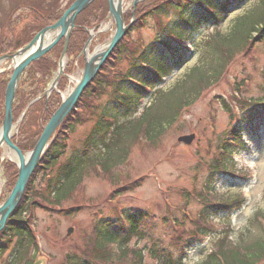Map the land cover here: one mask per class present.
Listing matches in <instances>:
<instances>
[{"label":"trees","instance_id":"obj_1","mask_svg":"<svg viewBox=\"0 0 264 264\" xmlns=\"http://www.w3.org/2000/svg\"><path fill=\"white\" fill-rule=\"evenodd\" d=\"M29 1L34 8L31 10L33 19L40 28L57 21L63 14L62 10H55L60 0ZM246 1L216 0L214 3L213 0H142L137 5L134 24L111 52L97 77L82 93L76 108L56 133L31 176L20 204L0 232L2 264H30L33 261L39 249L37 227L40 220L37 213L41 210L37 211L38 208H43L42 211L55 212L57 216L75 219L85 213H81L84 205H100L91 199L86 204L85 199L79 196L80 193H85L81 184L87 169L95 173L96 167H102L104 170L102 176L115 181L116 196H111L113 199H121L146 183L144 180L142 183L139 177L119 182L122 175H125L120 167L127 162L133 146L141 145L139 140L146 138L149 144L145 147H157L168 126L177 122L183 108L193 105L209 85L221 78L230 62L235 59L237 52L244 55L259 44L264 47V0H257L248 11L238 16L226 34L218 32L219 34L206 40L199 54L200 63L192 67L171 90L163 92L159 88L158 92L156 91L158 94L156 101L154 97L151 104L142 109L141 98L147 88L158 87L165 77L181 67L194 53L180 44L179 40L192 36L193 29L198 26L209 24L219 27L235 8ZM204 5L208 9H204ZM0 8L2 9L1 4ZM17 9L14 8L10 13L3 15L6 19L1 20L0 29L3 31L5 24L8 27L0 38V55L16 50L33 36L31 31L35 26L25 23L21 27L19 23L24 21L23 16L13 17ZM108 12V0H96L77 17V26L68 47L69 58L75 59L82 51L88 38L86 28L98 26ZM35 13L41 17L39 18ZM128 15L131 21L132 14ZM151 26L155 35L148 44L133 38V33H140L144 28ZM173 37L178 41L173 40ZM63 45V42L59 43L25 70L23 76L29 75V78L24 79L22 76L14 103V117H18L29 102L43 94L49 86L63 52ZM158 53L162 55L159 56ZM124 62L127 63L125 70L122 69ZM70 64L72 63L68 65ZM7 83L8 78L0 83V126L5 113L4 97ZM32 84L34 85L32 89H24L25 85ZM239 84L243 85V82ZM65 85V80H62L58 89H65ZM240 89H238L239 94L233 95L235 98L232 97L239 104L237 108L240 112L237 115L235 109L222 99V106L230 118V127L224 135L233 136V145L227 142L224 147L226 154L221 159L213 158L212 162L204 159L201 153L198 154L200 161L197 164L200 167L209 165L210 171L203 188L205 196H202L201 191L197 194L202 199L204 207L200 210L199 220L195 219L192 223L193 232L185 239L187 232L182 230L187 225L185 217L182 221L178 220L176 229L170 225L166 216L162 218L163 222L174 230V243L178 251L172 253L165 250L160 243L154 241L148 243L149 234L141 228V225L143 221L155 215L145 208L131 205L124 207L121 213L114 210L113 214H104L99 218L91 211L93 235L86 229L78 234L81 236V242L75 244H71L70 239L61 237L60 223L55 220L51 232L60 236L64 242H61L62 245L65 244L61 264H114L117 260L118 264L128 262L151 264V259L157 264H184L183 248L198 244L199 237L205 233L203 227L208 226L211 217L214 218L222 213L231 214L242 202L241 196H238L221 204H209L212 203L209 199L217 197L220 192L216 188V183L225 179L223 174L225 171L222 170L236 167L232 156L235 150L245 145L243 137L250 134L249 131L257 126L264 124V96L259 99L250 98L243 95ZM105 94H110V100L107 104L101 105V98ZM61 100L60 92L54 91L49 98L43 97L31 105L19 133L13 138L21 150L30 151L34 148L44 126L60 106ZM93 119L96 121L87 138L64 159L71 137L80 127ZM188 124L189 122L185 120L178 122L177 130L185 129ZM216 137L219 138V135ZM198 165L196 169L199 168ZM4 171L8 192L17 181L18 168L7 161L4 163ZM40 174L44 178L37 182ZM46 175H48L47 180H45ZM126 175L131 177L129 172ZM42 182H44L43 186ZM76 192L77 197H75ZM177 194L183 198L190 195L187 189L177 190ZM72 195L76 200L73 206L53 208L56 204L61 205ZM105 199L104 204H106ZM127 225L129 228L125 230ZM250 225L254 227V232L247 231L241 234L235 245L229 238L231 232L229 225L225 233L216 240L214 250L198 264H254L262 261L264 235L256 218L251 220ZM135 239L137 245L131 247ZM142 240H145V244L139 246ZM111 243L117 244V250H120L118 257L109 249L108 245Z\"/></svg>","mask_w":264,"mask_h":264},{"label":"rangeland","instance_id":"obj_2","mask_svg":"<svg viewBox=\"0 0 264 264\" xmlns=\"http://www.w3.org/2000/svg\"><path fill=\"white\" fill-rule=\"evenodd\" d=\"M71 1L72 0H60L58 8L60 7V9L64 11L74 0L72 2ZM95 1L96 0H94L87 8H89ZM214 1L216 2V0H213V2ZM256 1L257 0H247L243 5L235 8L223 22L219 31L214 30V28H202L194 33L191 37V42L193 43V47L196 49V52H194L189 57V59H187L183 63L181 67L176 68L172 76L166 80V83L164 84L165 89L162 91L167 92L171 90L175 85L178 84L180 80L184 78L185 74L192 67L197 66V64L200 63L199 54L201 53L203 43L206 40H209V38H212L216 34H219L218 32L223 35L226 34L231 29L234 20L238 16H241L246 11H248ZM25 2L26 0H0V4L2 7V9L0 8V18L4 17L3 15H6V13H9L14 8H22L23 10H25L26 7L29 6ZM21 12L24 15L23 18L25 21H21V25L27 23L32 27L35 26V29L31 31V35H33L34 33L36 34L44 27L43 26L42 28H40V26L36 24V22L34 21L35 19H33L34 15L32 13H29L27 11ZM128 14H130V12L126 13V23L130 21ZM37 16L39 18L41 17V15ZM132 18H134V20L131 21L130 28L135 21L134 15H132ZM108 25L109 22H105L104 28H107ZM114 29L115 28L112 27L107 31H103L100 34H97L91 43L90 50L94 51L100 45L108 42L114 33ZM152 29V26L150 28L146 27L142 30V32H135L132 34V36L139 42L145 41L143 42V44H148L155 35ZM4 33L5 30L2 31L0 29V38ZM71 37L72 33L70 39ZM61 42H63L65 45L63 38H61L49 50V52ZM259 45L258 47L253 48L251 52H248L244 55H241L239 54L240 52H237L235 59L230 62L229 67L226 69V71H224L221 78L217 82L209 85L206 91L201 94V97L197 99L194 105L187 112H185L186 110H183V117L180 121L185 120V122H189L185 129H182L180 131L177 130V122H180L177 121L171 126H168V129H166V131L162 135L161 143L157 147H145L144 144L134 145L132 148V153H130L127 162L120 167V170L123 174L125 173V175H122L119 182H122V180L136 179L137 177L145 174L144 176L146 177V183L138 188L134 194L126 195L125 197H123V199L127 206L133 205L145 208L155 215V217L143 221L141 225V228L144 229L147 234H149V237H147L148 243L151 244L154 241L160 243V245L162 244L165 250H169L172 253L178 251L177 245L174 243V230L169 228V225L167 223H164L162 220V218L167 215V211L159 190L160 185L162 186V189L168 190V197L173 203V207H171L170 211L177 215L180 221H182L183 217L187 218V216L184 215L182 211H178L175 208V205H182L184 203L183 197L177 194V190H181V188L192 189V187L195 185L197 187V190L200 191L201 187L204 184V181L207 179L209 166H207L206 168L200 167L197 164V162L199 161L198 154L201 153L202 157H205L208 153L207 141L210 138L214 137L215 139L213 140V143H215L217 139L216 136H221L230 127L229 114L225 110H222L220 108V103H222L223 99V102H226L233 108L239 106V104L233 99L235 98L233 95L236 87V84H233L235 82L234 79H238L237 82L239 81L240 83L246 78H251L250 84L244 83V81L243 85L239 84L238 88H244L242 90L243 95L257 99L264 96V47L262 46V44L260 46ZM158 54L159 56L162 55V53ZM68 61L69 59L67 58L65 73H70L72 71L74 78H80L81 67L79 68V70L76 66L73 69L74 63L73 66L72 64L68 65ZM123 64L124 65H122V68L124 69L126 68L127 63L124 62ZM4 67V72L2 71L0 73L1 82L3 80H7L8 75L6 74L10 73L11 70H13V66L10 62H6ZM54 72L56 73V71ZM23 78L28 79L29 75H24ZM231 83L233 88L231 87ZM74 85V82L69 83V88H73ZM66 86L64 91H66L67 94V92L70 93L71 89L68 90ZM33 87V84L25 85L24 89L29 90ZM152 97L153 95L151 97H147L146 100H152ZM157 97L158 94L155 97V101ZM109 100L110 94L103 95V97L101 98V105L107 104ZM21 115H19L18 117H14L13 115L15 122L20 118ZM25 118L26 117H23L19 128L13 129L12 138H14V136H17V134L19 133V129ZM95 121L96 120L94 119L85 126L80 127L77 132L71 137V139L69 140L68 151L64 159L70 156L72 151L81 145L83 136L90 130ZM215 128H217L216 131H214ZM194 131L198 134L197 140L189 144L180 143L181 141L178 140L180 136L194 133ZM249 132L250 138L247 137V139L251 142V146L249 147L248 152L241 151L242 154L238 155L236 162H238L239 167H242L245 172L248 171L251 177H248V179H237L240 177L236 176V179L234 178L233 180H219L216 183V187L218 189L220 188L218 198L221 200L227 201L228 199H235L240 195L247 198L246 205L244 206V208H242L241 211L233 214L232 216H220L219 218L220 221L225 225V228L228 224L230 225L231 232L229 234V238L231 239L233 245H235L240 239L239 236L241 234L246 233L247 231L254 232V227L250 225L252 219L257 218V215H264V124L257 126L255 129ZM213 133L217 134L213 135ZM219 140L220 139L218 138L217 141ZM199 145H201L200 148H202L200 152L197 149ZM216 145H214L212 150H215ZM29 152L30 151L25 153ZM3 155L6 156L4 153ZM213 155L214 151H212L209 158L212 159ZM64 159H62V161H64ZM210 159L207 158L208 161H210ZM197 165L199 166L198 169L195 168ZM103 171L104 170L102 167H96L95 173L91 169H87L81 184L85 193H80L79 196L80 198L83 197L85 199L86 204L90 202V199L95 200L97 204H101L100 208L104 209L105 214H113L112 209L106 206L103 202L105 197H108L109 195H115V181L113 182L110 178H105V176H102ZM127 172L130 173L131 177H127ZM42 177L43 176H41L40 174L37 182L38 180H41ZM111 178H113L112 175ZM6 185L7 179L4 171V166H2V164L0 163V202H3L6 199ZM41 185L43 186L44 182H42ZM77 195L78 194L76 192L75 197H77ZM75 197H73L72 195V197L70 196L69 199L62 202L61 205L56 204L53 208L62 209L65 207L73 206V203L76 202ZM83 207L88 208L89 205H84ZM84 208L82 209L81 213L85 212V214L78 216L75 219L57 216L58 214H55V212L42 211L43 208L37 209V211L41 210V212L37 213L40 220V224L37 227V232L40 233L39 236L41 251L39 254L37 253L35 257H33V261H31L30 264H61V257L63 254V250L65 249V244L62 245V243L64 242L62 241L61 237L67 238L66 240L70 239L72 241H70L71 244H75L77 242L80 243L81 236H79L78 234L86 229L89 230V225L92 221L90 215L91 212L90 210H86ZM189 208L192 211L189 210ZM189 208L186 211H189L192 216H196V213L199 208H201V206L196 199H193L189 203ZM55 220H58L60 223L59 229L61 237L58 236L55 232H51V228L53 227L52 224L55 223ZM71 226H75L73 232L70 235H67L68 228ZM172 227L176 229V225L172 224ZM192 229V224H187L186 227L182 228V230H185L187 232V236L185 237V239L188 238L190 236L189 234L193 232L191 231ZM215 240L216 238L214 239V236H212L210 239L205 240V242L201 246H195L191 248L189 250L190 258L188 259L186 264H198L199 262H201L210 252V250L214 248ZM144 244L145 240L139 242V246H142ZM131 245V247H133V245H137V240L135 239L131 243ZM151 262V264H154L153 259H151ZM0 264H2V260H0ZM257 264H264V259Z\"/></svg>","mask_w":264,"mask_h":264},{"label":"water","instance_id":"obj_3","mask_svg":"<svg viewBox=\"0 0 264 264\" xmlns=\"http://www.w3.org/2000/svg\"><path fill=\"white\" fill-rule=\"evenodd\" d=\"M93 1L94 0H76L64 12V14L56 23L47 26L41 31H39L35 35V37L23 48L11 54H5L0 57V62L11 61L14 64L13 73L10 77V81L7 85L5 92V116L2 122V126L0 128V149L6 146L9 150L13 151L14 156H16L15 161H13L19 167L18 180L14 188L8 195L7 199L0 205V231L5 227L8 218L11 216V214L14 212V210L20 203L26 185L32 173L39 164L43 154L50 145L57 130L63 124L65 118L69 115V113L74 109L82 92L96 77L98 71L108 58L109 54L118 44V42L122 39V37L130 26L125 24V11L123 0H110V11L107 19H110V23L115 27L113 36L105 44L102 51H100L101 53L96 51L93 52L91 55H88L87 48L95 35L89 31L90 40L84 50L85 65L81 72L80 78L75 80V85L70 91V93L63 96L62 104L52 115L50 121L44 128L43 134L41 135L34 149L29 153H24L12 140L13 129L19 125L23 118L22 116L16 123H14L13 121V102L17 93L21 75L25 68H27L31 62L38 60L39 58L44 56L61 38H64L65 45L63 53L61 55V59L59 61L58 74L51 86L47 89L45 94L48 95L53 89L56 88V85L60 78L65 75L64 62L67 58V48L69 45L71 33L76 28V17L79 13L85 10ZM140 1L142 0H134L132 4V9L135 8ZM99 32H101V30H99L98 33ZM54 33H56L55 36L52 35ZM22 53L27 54L22 59L17 61L16 57ZM68 77L73 80V78H71L70 76ZM193 138V135L182 136L179 138V140L189 144L191 143ZM71 231L72 230L69 229L68 233L70 234Z\"/></svg>","mask_w":264,"mask_h":264},{"label":"bare ground","instance_id":"obj_4","mask_svg":"<svg viewBox=\"0 0 264 264\" xmlns=\"http://www.w3.org/2000/svg\"><path fill=\"white\" fill-rule=\"evenodd\" d=\"M107 28H109V26H107ZM55 34L56 33H54V34H52V35H54L55 36ZM53 36V37H54ZM104 48V45H101V46H99L98 48H97V52H100V51H102V49ZM28 53V52H27ZM27 53H22V54H20L19 56H17L16 57V60L17 61H19L20 59H22ZM101 53V52H100ZM96 54V53H95ZM16 61V62H17ZM1 64H0V70H1V68H2V66H4L3 65V63L4 62H0ZM4 151H5V155L7 156V157H9V158H12L13 160H15V157L16 156H14V152L13 151H11V150H9L6 146H4ZM6 156H4V157H6Z\"/></svg>","mask_w":264,"mask_h":264},{"label":"flooded vegetation","instance_id":"obj_5","mask_svg":"<svg viewBox=\"0 0 264 264\" xmlns=\"http://www.w3.org/2000/svg\"><path fill=\"white\" fill-rule=\"evenodd\" d=\"M25 3H28V4H31V2L30 1H26ZM59 6V5H58ZM10 13V12H9ZM16 13V12H15ZM15 15V14H14ZM14 15H13V17H14ZM18 15V14H17Z\"/></svg>","mask_w":264,"mask_h":264}]
</instances>
